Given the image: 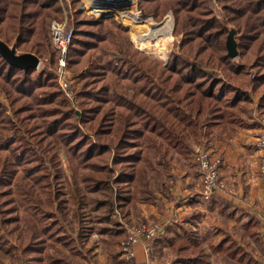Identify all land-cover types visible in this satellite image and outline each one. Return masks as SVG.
<instances>
[{"label":"trees","instance_id":"trees-1","mask_svg":"<svg viewBox=\"0 0 264 264\" xmlns=\"http://www.w3.org/2000/svg\"><path fill=\"white\" fill-rule=\"evenodd\" d=\"M68 2L0 0V40L43 59L39 69H23L0 54L6 100L0 102V264H70L75 239L67 229L68 214L85 213L82 191L106 196L90 199L109 218L138 194L156 202L144 166L150 143L182 150L204 127L207 132L241 121L240 102L250 94L258 93L264 106V0H217L219 18L212 0H137L145 15L173 14L177 50L166 62L133 47L128 28L114 17L95 18L77 8L80 0ZM63 5L66 28L72 29L68 67L81 71L80 113L71 110L53 73L58 53L48 34L52 21L64 20ZM121 16L134 19L133 12ZM230 28L237 59L227 55ZM217 66L230 68L241 81L215 76ZM157 184L160 192L168 191L167 184ZM74 196L80 197L76 205ZM77 224L82 225L79 219ZM251 227L249 236L261 243ZM111 245L112 264H132ZM170 247L177 254L173 264H198L210 253L221 264H262L229 236L207 253L196 233L184 229Z\"/></svg>","mask_w":264,"mask_h":264},{"label":"crops","instance_id":"crops-1","mask_svg":"<svg viewBox=\"0 0 264 264\" xmlns=\"http://www.w3.org/2000/svg\"><path fill=\"white\" fill-rule=\"evenodd\" d=\"M249 99L240 102L241 109L236 117L241 121L213 125L207 132H204V127L201 130L202 136H190L187 139L188 146L182 150L177 151L171 146L162 145L158 140L146 147V178L156 202L142 201L138 194L134 200L121 203L117 211L130 209L134 212V220L129 222H156L162 232L153 241L149 254H146L142 243L135 245L132 263L173 264L177 254L171 249L170 240L177 239L182 230L191 229L199 237L207 253L210 248L216 247L229 236L264 264V172L260 170L263 150L257 142L261 130L260 119L264 117V106L259 105L258 93L250 94ZM203 146L220 157L218 173L224 184L222 188L214 189L209 200L199 197L200 180L193 161L195 151ZM171 158L176 159V163H172ZM157 181L159 184H167L168 191L160 192ZM92 207L96 211L103 208L101 204ZM84 211L83 216L77 214L73 217L71 213L68 214L70 225L67 229L75 239L74 249L67 257L69 263L74 264V256L70 254L77 253L81 246L87 248L89 255L82 253L88 258L92 253L96 254V245L103 242L102 264H112L111 244L119 249V243L126 232L124 227L118 229L113 225H124L121 216L116 215L114 210L109 218L105 212L98 216L104 227L96 231L89 226L88 233H84L87 231V214L86 210ZM96 213H93L95 218ZM114 216L115 219H112ZM77 218L82 225L77 224ZM103 220L112 222V225ZM249 220L253 221L261 243H256L249 236L248 230L253 229ZM104 230L108 231L103 232ZM100 232L107 233L102 242L96 241L97 233ZM87 234L89 235L85 237ZM90 236H97V239L93 242ZM83 260L85 262L84 257ZM75 264L83 263L75 261ZM198 264L221 263L219 256L210 253L204 262L199 261Z\"/></svg>","mask_w":264,"mask_h":264},{"label":"built area","instance_id":"built-area-1","mask_svg":"<svg viewBox=\"0 0 264 264\" xmlns=\"http://www.w3.org/2000/svg\"><path fill=\"white\" fill-rule=\"evenodd\" d=\"M71 36L72 29L66 28V20L51 22V43L58 53L56 67L54 69L55 77L63 93L73 102L76 98L73 86L79 77V73L68 68L66 56ZM39 65L40 59L37 68ZM260 123L261 130L257 142L263 150L260 159V170L264 172V117L260 119ZM193 161L200 180L199 197L203 200H209L213 195L214 189L222 188L224 185L218 173L221 159L218 155L213 154L210 149L203 146L195 151ZM117 213L119 211L115 208V214L117 215ZM161 232L162 229L156 222L143 221L128 225L126 227V237L119 244L122 259L132 262L135 255L134 247L137 243H142L146 254H149L153 241L160 236Z\"/></svg>","mask_w":264,"mask_h":264},{"label":"rangeland","instance_id":"rangeland-1","mask_svg":"<svg viewBox=\"0 0 264 264\" xmlns=\"http://www.w3.org/2000/svg\"><path fill=\"white\" fill-rule=\"evenodd\" d=\"M66 1L68 2V0H66ZM212 2L214 3L213 4V10H214L215 14L219 18L220 17L219 11L221 9V5L217 2V0H212ZM68 4H69V2H68ZM130 4H132V5H130ZM130 4H127L125 6L118 7L117 11L114 10V11L111 12V14H107V16L114 17V19L116 21L120 22L123 26H125V27L128 28L127 35L129 37V39H130L133 47L137 48L138 50L143 51L144 53H146L149 56H152V57H154L156 59H159V60H161L163 62H166L169 53L174 52V51L177 50V44L175 43V35L172 32L173 31V25H174V17H173V14H172L171 10H168L165 13V15H163V17H161L160 19H156V18H154L152 16L147 15V16L151 17L154 20V22L160 23L168 14H170L171 15V18H172V27H171V31H170L171 39L168 40V41L161 40L159 42V48L158 47L157 48L153 47L151 49H148V48H140L132 40L131 34L132 33H136V34L140 33L139 35H145V34H142L140 32V30H139V27H138V16H137V14H140V15L141 14L142 15H145V14L141 13V11L138 9V7H137V0H134L133 3H130ZM77 8L82 9L85 13H87L88 15H91L92 17H95V18H96V15L92 14L91 12L98 13V14L104 13V12H100V11H96V10H91L88 7V4H87V2L85 0H80V4L77 6ZM112 8H116V7H112ZM62 9H63L62 11H63V14H64V20H66L65 17H66L67 11L65 13L64 5H63ZM69 11H72V10L69 8ZM122 12H128V13H132L133 12L134 19H132L130 22L125 21L122 18V16H121ZM48 36L50 37L49 34H48ZM151 40H153V39L151 38ZM16 52L20 53L19 51H16ZM235 59H237V58H235ZM42 66H43V59H40V65H39V67L37 69H39ZM68 68L70 70L74 71L71 67H68ZM74 72H78L79 73V77H78L77 81L75 82V84L73 86V89H74V92H75V96H76V90H77L78 85H79L81 71H74ZM211 72L215 76L225 77L226 79H228L232 83H238L239 81H241V77L239 76V74L233 72L230 68H228L226 66H220V67L217 66L216 68H213ZM53 73H54V69H53ZM54 75H55V73H54ZM60 90H61V88H60ZM62 93H63V91H62ZM64 96H65L64 98H66V101L68 102V105L71 108V110L72 111L74 110V111L80 113V108L78 106V99H76L77 97L75 98V101L72 102V101H70L67 98V96L65 94H64ZM0 102L3 103V104L6 102V100L3 97V95L1 94V92H0ZM157 156L159 157V154L158 153H157ZM193 158H194V155H193ZM175 160L176 159L171 158L172 163H176ZM158 161H160V158H158ZM61 163H62V169H63V171L65 173H67L66 175H69L70 168H69V166H67V161H66V156L65 155H62V162ZM158 163H161V162H158ZM117 185H113V186L114 187H117ZM66 192H67V197H71L70 194H71L72 191H71V188L70 187H67L66 188ZM82 192H83V196H82L83 199H82V201L85 202V203L88 202V203L85 204V207H84V210H86V214H87L86 215L87 216L86 217L87 218V221H86V229H87V231H84V233H88L89 226L92 227L93 230L95 229L97 231L98 228L104 227L103 226V222L100 221V220H98L99 219L98 216L99 215H102L103 213H105L106 210L104 208L97 209V211L95 209H93L92 208V201H91L90 198L106 199V200H108V198H106V196H104L102 194H99L97 197H93V196H91L92 194L87 193V191L86 192L82 191ZM113 197L114 196L112 194V198ZM79 199H80V197L74 196L75 205L77 204V201ZM118 211H119V213H117V215H120L121 216V220H123L124 225L123 224H119V225H116V226H115V224H113V225H114V227H116L118 229H121L122 227H124L125 230H126V227L128 225H130V223H131L129 221H133L134 220V214H133L134 212L132 213L130 211V209L128 211H126L125 209H123V210L120 209ZM93 213H96V215H97L96 218H95V216H93ZM112 219H115V216ZM103 221H105L107 224L110 223L112 225V222H110V221L109 222L106 221V220H103ZM133 223H136V222H133ZM106 231H108V230H104L103 232H106ZM88 235L89 234H87L85 237H87ZM106 235H107V233H101L100 232V233H97L98 240H96L97 239V236H95L96 238H94V236H90L91 237L90 239L93 242H94V240L102 242V239L105 238V237H107ZM10 242L11 243H14L15 240L10 239ZM102 243H98L96 245L97 246L96 252H95L96 254H93L92 253L88 258L86 256L89 255V252L87 251V248H85V246L84 247L83 246L80 247V249L78 250L79 253L77 252L75 254H70V256H74V264H75V261L77 263H83V264H87V263L88 264H90V263L91 264L92 263L93 264H99V263L102 264L103 262H102L101 256L103 255V250H104V245H103L104 243L103 244ZM82 252H86V256H84ZM83 257L85 258V262L83 260ZM89 261H91V262H89Z\"/></svg>","mask_w":264,"mask_h":264},{"label":"bare ground","instance_id":"bare-ground-1","mask_svg":"<svg viewBox=\"0 0 264 264\" xmlns=\"http://www.w3.org/2000/svg\"><path fill=\"white\" fill-rule=\"evenodd\" d=\"M88 4V7L91 10H96L100 12L104 11H117L119 6H125L127 4L133 3L134 0H85ZM103 3V4H102ZM132 5V4H130ZM116 7V8H112ZM138 16V27L142 34L132 33L131 38L135 44L140 48L151 49L153 47L159 48V42L161 40L168 41L171 39V27H172V18L168 14L160 23L154 22V20L147 15ZM151 38L153 40H151ZM153 41V42H152ZM158 51V50H157ZM160 51V50H159Z\"/></svg>","mask_w":264,"mask_h":264},{"label":"water","instance_id":"water-1","mask_svg":"<svg viewBox=\"0 0 264 264\" xmlns=\"http://www.w3.org/2000/svg\"><path fill=\"white\" fill-rule=\"evenodd\" d=\"M102 2H104V0ZM106 17H110V16H107V14L105 15L104 13L96 15V18H99V19L106 18ZM234 34H235L234 28H230L226 36V40H225L227 55L231 59H234L238 55ZM0 54L10 65H15L23 69L37 68V65L39 63L38 57L35 56L34 54L28 53V52L18 53L16 52V49L14 46H8L2 40H0Z\"/></svg>","mask_w":264,"mask_h":264}]
</instances>
